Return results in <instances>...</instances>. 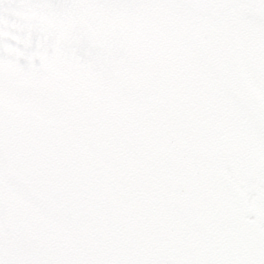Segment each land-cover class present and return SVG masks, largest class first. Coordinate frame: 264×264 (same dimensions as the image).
<instances>
[{"label":"snow or ice","instance_id":"snow-or-ice-1","mask_svg":"<svg viewBox=\"0 0 264 264\" xmlns=\"http://www.w3.org/2000/svg\"><path fill=\"white\" fill-rule=\"evenodd\" d=\"M0 264H264V0H0Z\"/></svg>","mask_w":264,"mask_h":264}]
</instances>
